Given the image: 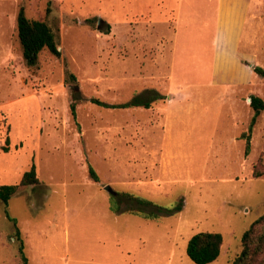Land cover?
Segmentation results:
<instances>
[{
  "label": "rangeland",
  "instance_id": "rangeland-1",
  "mask_svg": "<svg viewBox=\"0 0 264 264\" xmlns=\"http://www.w3.org/2000/svg\"><path fill=\"white\" fill-rule=\"evenodd\" d=\"M20 7L51 27L58 56L25 64ZM252 65L264 69V0H0V184L32 164L39 178L0 200V264H21L6 214L27 264H196L185 247L199 231L222 236L206 264H234L264 214V109L248 152L241 136L249 96L264 98ZM151 88L165 97L147 108L89 100Z\"/></svg>",
  "mask_w": 264,
  "mask_h": 264
},
{
  "label": "trees",
  "instance_id": "trees-1",
  "mask_svg": "<svg viewBox=\"0 0 264 264\" xmlns=\"http://www.w3.org/2000/svg\"><path fill=\"white\" fill-rule=\"evenodd\" d=\"M16 27L17 36L22 48V56L27 66H32L36 63L38 53L44 48L56 56L60 54L56 35L47 22L28 18L22 7H20L16 16ZM245 63L250 65L247 62ZM251 68L256 74L264 76V69L260 65H252ZM164 97L165 96L159 91L151 88L137 93L129 100L120 103H107L96 97H91L89 100L96 105L109 108H127L132 106H142L147 108L150 107L152 102ZM249 98V105L253 109V114L250 118L247 132L242 133L241 135L242 137H245L246 141L245 152H248L249 149V138L252 126L254 125L256 117L260 111L264 109V98L258 95H250ZM70 111L73 118H75V104L73 102L70 103ZM88 173L94 181H98V175L91 165H88ZM261 173L262 171L253 170L254 176H258ZM37 183H39V178L35 170V165L32 164L29 169L22 173L18 183L0 184V200L6 205L11 195H13L20 187H28ZM114 196L116 195L114 194ZM128 196L131 195L128 194ZM133 199L142 205L155 204L150 200L139 196H133ZM178 207L179 206H177V208ZM159 208L161 207H158L157 209ZM138 211H141L145 217L157 216V213L154 211ZM6 216L14 225V237L18 241V252L21 264H27V256L24 252V242L20 235V230L16 225V220L14 218H10L8 214H6ZM260 222L261 231L258 233L256 225ZM241 241L242 249L238 256L235 257L234 264H248L254 256L264 250V214L256 218L249 225V227L243 231ZM221 244L222 236L219 232L199 231L191 235L187 240L185 250L188 257L194 263L206 264L217 258L220 252ZM262 264H264V262Z\"/></svg>",
  "mask_w": 264,
  "mask_h": 264
},
{
  "label": "water",
  "instance_id": "water-1",
  "mask_svg": "<svg viewBox=\"0 0 264 264\" xmlns=\"http://www.w3.org/2000/svg\"><path fill=\"white\" fill-rule=\"evenodd\" d=\"M249 100H250V98H249ZM105 187H106V189L110 190V188H109V186H108V185H106Z\"/></svg>",
  "mask_w": 264,
  "mask_h": 264
}]
</instances>
